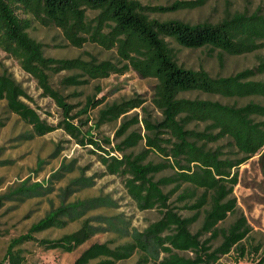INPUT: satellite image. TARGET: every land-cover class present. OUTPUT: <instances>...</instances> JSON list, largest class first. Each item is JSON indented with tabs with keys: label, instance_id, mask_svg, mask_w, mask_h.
I'll return each instance as SVG.
<instances>
[{
	"label": "trees",
	"instance_id": "16d2710c",
	"mask_svg": "<svg viewBox=\"0 0 264 264\" xmlns=\"http://www.w3.org/2000/svg\"><path fill=\"white\" fill-rule=\"evenodd\" d=\"M194 5V2L187 1L147 6L137 0H0V48L19 59L22 68L36 78L43 94L50 96L65 115L57 125L45 122L23 101L29 96L21 86L11 77L1 74L0 99L6 101L9 111L30 124L36 134L43 135L61 127L83 143L78 128L69 120L73 118L70 114L72 106L51 88L49 74L79 70L87 79H67L68 83L79 85L88 79L123 74L131 68L141 77L156 80L152 102L160 112L159 120L145 115L140 120L137 115L125 120L128 111L139 107L144 110V99L136 95L105 103L98 110L97 122L100 125L104 121L123 118L116 132L117 137L123 138L112 148L121 156L106 153L100 159L109 173L127 177V192L140 209H157L162 218L143 231L132 233L130 242L114 247L107 243L92 244L75 264H115L129 258L135 250L143 254L139 264L147 263L150 257L156 258L162 250L165 256L160 264H214L218 253H226L233 246L243 250L241 241L249 233L245 218H238L226 229L219 223L235 212V199L231 192L237 173L232 170L264 147V105L254 101L243 105L227 104L211 99H191L183 97V94L200 92L235 99L264 97V83L253 79L256 73H264V61L255 69L213 77L203 69L194 70L180 65L170 44L187 49L208 47L230 55L250 53L264 45V15L236 12L217 23L191 24L179 19L162 20L148 14L177 11ZM87 10L97 13L95 20L87 19ZM18 12L59 27L75 46L80 47L89 41L105 49L114 48L118 61L45 56L40 43L27 32L28 20L21 18ZM98 92L85 98L74 117L87 115L103 103V98H97ZM139 122L145 133L126 135L127 129ZM192 122L205 123L207 131L189 129L187 125ZM224 137L229 138L236 150L244 155L242 158L222 159L217 151L205 147V143ZM104 140L110 142L108 138ZM142 140L145 142L143 152H126ZM87 143L100 147L93 138L84 140V145ZM150 153L158 154L164 161L154 163L148 160ZM167 167L173 173L155 179L156 174ZM183 184L192 187L178 194L184 201L182 208L195 211L191 217H183L170 202L171 195ZM168 186L171 188L166 190ZM195 189L202 190L201 195L193 202L188 201L194 198ZM200 212H203V221L200 229L193 233L190 225ZM67 213L65 206L59 207L33 224L31 232L64 223L62 216ZM95 231L88 222H84L78 232L43 241L49 247L70 252ZM203 234H209V238L200 241ZM218 235L222 237L221 244L209 251L210 241ZM27 237L21 235L12 240L0 264H20L21 252L15 247ZM186 250L193 251L195 256L179 254Z\"/></svg>",
	"mask_w": 264,
	"mask_h": 264
},
{
	"label": "rangeland",
	"instance_id": "374dc122",
	"mask_svg": "<svg viewBox=\"0 0 264 264\" xmlns=\"http://www.w3.org/2000/svg\"><path fill=\"white\" fill-rule=\"evenodd\" d=\"M147 6H166L175 1L194 2V7L163 13L150 12V17L168 20L179 19L191 24L200 22L217 23L236 12L251 14L258 12L264 15V0H137ZM19 16L28 20L27 32L31 38L40 43L45 56L58 59L79 58L87 60H110L117 62L114 48L105 49L100 45L85 41L80 47L71 44L61 31L52 24H44L32 16L18 12ZM88 20H95L97 13L86 11ZM177 62L194 70L203 69L211 76H227L244 69H255L264 61V45L253 52L241 55H230L202 47L197 49L180 48L171 43ZM5 74L15 80L28 94L23 101L32 107L45 122L57 125L65 115L56 102L43 90L36 78L26 72L19 59L0 48V75ZM49 83L57 91L64 102L72 106L70 122L79 132L83 143L59 127L51 132L38 135L32 126L9 111L6 101L0 99V261H3L12 240L21 235L27 238L15 249L20 250V264H75L80 255L94 243H107L110 247L130 242L132 233L143 231L148 225L160 220L162 215L157 209H140L128 194L125 186L126 176L112 174L102 163L100 156L106 153L120 157L113 147L123 137L116 132L123 122L120 117L116 121H104L98 125V110L105 103L121 101L139 95L144 99V110L134 108L126 113L125 120L145 115L153 120L160 119V112L152 102L153 78L141 77L133 69L123 74H110L106 78L88 79L79 85L70 84L67 79H87L79 70H62L49 74ZM254 80L264 83V73H256ZM97 89L100 91L98 92ZM97 94L103 103L89 111L87 115L74 117L84 104L85 98ZM183 97L211 99L221 103L243 105L254 101L264 105V97L224 98L200 92L185 93ZM145 113V114H144ZM189 129L200 132L207 131L205 123L192 122ZM145 133L141 122L131 125L126 135ZM168 137V135H164ZM95 139L100 147L84 140ZM108 138L110 142H106ZM211 151H217L220 158L239 159V153L229 138H220L205 143ZM145 150L144 140L126 152L141 153ZM148 160L154 163L164 159L156 153H150ZM232 172L237 173V181L231 192L235 199V212L219 223L221 228H228L234 221L244 217L249 226V233L241 241L243 250L233 246L226 253H218L214 264H264V147L249 156ZM173 173L169 167L158 174L155 179ZM171 186L166 187L169 190ZM192 187L183 184L171 195L170 202L177 207L183 217L193 216V210L182 208L178 194ZM202 190H194L193 202L201 195ZM61 206L69 213L62 216L64 223L41 231L31 232V226ZM72 214V215H71ZM75 214V215H73ZM73 216V217H72ZM203 221V212L190 225V230L197 232ZM84 222L96 229L89 239L73 251L49 247L43 240L54 239L64 234L78 232ZM122 227V229L120 228ZM209 238V234L200 236V241ZM222 242L221 235L213 238L209 245L212 251ZM240 248V246H239ZM180 255L194 257L193 251L179 252ZM199 255L201 253L199 252ZM143 254L135 250L124 261L115 264H139ZM165 256L164 250L156 258L150 257L145 264H160Z\"/></svg>",
	"mask_w": 264,
	"mask_h": 264
}]
</instances>
